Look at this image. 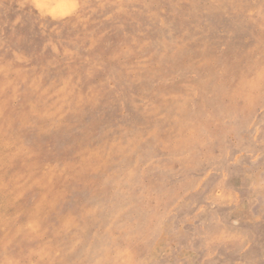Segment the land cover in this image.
Segmentation results:
<instances>
[{
    "label": "rangeland",
    "instance_id": "obj_1",
    "mask_svg": "<svg viewBox=\"0 0 264 264\" xmlns=\"http://www.w3.org/2000/svg\"><path fill=\"white\" fill-rule=\"evenodd\" d=\"M0 264H264V0H0Z\"/></svg>",
    "mask_w": 264,
    "mask_h": 264
},
{
    "label": "bare ground",
    "instance_id": "obj_2",
    "mask_svg": "<svg viewBox=\"0 0 264 264\" xmlns=\"http://www.w3.org/2000/svg\"><path fill=\"white\" fill-rule=\"evenodd\" d=\"M207 3V2H206ZM53 174V173H52ZM37 212V211H36Z\"/></svg>",
    "mask_w": 264,
    "mask_h": 264
}]
</instances>
